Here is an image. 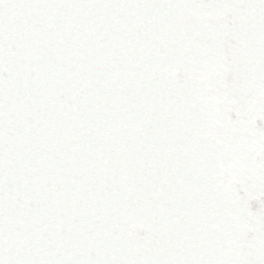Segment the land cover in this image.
Instances as JSON below:
<instances>
[{
	"label": "snow or ice",
	"instance_id": "6c2138e0",
	"mask_svg": "<svg viewBox=\"0 0 264 264\" xmlns=\"http://www.w3.org/2000/svg\"><path fill=\"white\" fill-rule=\"evenodd\" d=\"M0 264H264V0H0Z\"/></svg>",
	"mask_w": 264,
	"mask_h": 264
}]
</instances>
